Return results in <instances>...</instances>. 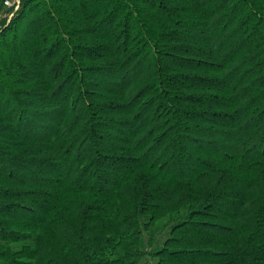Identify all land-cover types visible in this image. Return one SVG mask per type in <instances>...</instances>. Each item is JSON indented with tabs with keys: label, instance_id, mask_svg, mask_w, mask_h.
I'll use <instances>...</instances> for the list:
<instances>
[{
	"label": "trees",
	"instance_id": "obj_1",
	"mask_svg": "<svg viewBox=\"0 0 264 264\" xmlns=\"http://www.w3.org/2000/svg\"><path fill=\"white\" fill-rule=\"evenodd\" d=\"M0 0V264H264V0Z\"/></svg>",
	"mask_w": 264,
	"mask_h": 264
},
{
	"label": "built area",
	"instance_id": "obj_2",
	"mask_svg": "<svg viewBox=\"0 0 264 264\" xmlns=\"http://www.w3.org/2000/svg\"><path fill=\"white\" fill-rule=\"evenodd\" d=\"M6 5L9 8L15 7L16 10H18L19 9V5H20V2H19V0H17V2H10V1H8V2H6Z\"/></svg>",
	"mask_w": 264,
	"mask_h": 264
},
{
	"label": "rangeland",
	"instance_id": "obj_3",
	"mask_svg": "<svg viewBox=\"0 0 264 264\" xmlns=\"http://www.w3.org/2000/svg\"><path fill=\"white\" fill-rule=\"evenodd\" d=\"M13 2H17V0L16 1H13ZM15 8V7H14ZM16 9V8H15Z\"/></svg>",
	"mask_w": 264,
	"mask_h": 264
}]
</instances>
